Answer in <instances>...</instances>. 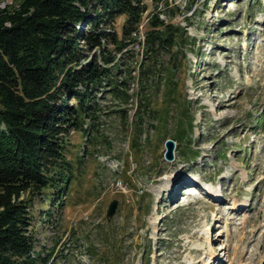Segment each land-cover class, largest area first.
<instances>
[{
	"label": "rangeland",
	"instance_id": "1",
	"mask_svg": "<svg viewBox=\"0 0 264 264\" xmlns=\"http://www.w3.org/2000/svg\"><path fill=\"white\" fill-rule=\"evenodd\" d=\"M155 1L118 51L132 97L103 86L100 129L67 135L64 199L33 200L35 248L53 251L52 264H263L264 0ZM157 10L185 25L187 43L147 50Z\"/></svg>",
	"mask_w": 264,
	"mask_h": 264
},
{
	"label": "trees",
	"instance_id": "2",
	"mask_svg": "<svg viewBox=\"0 0 264 264\" xmlns=\"http://www.w3.org/2000/svg\"><path fill=\"white\" fill-rule=\"evenodd\" d=\"M161 1L169 0H156V7ZM148 6L146 0H22L19 10L0 13V264H52L53 251L35 248L33 200L64 199L75 176L67 135L83 129L91 138L100 129L103 86L130 100L134 75L121 74L118 51L137 39ZM122 14L119 34L115 21ZM160 14L148 16L147 50L187 43L185 25Z\"/></svg>",
	"mask_w": 264,
	"mask_h": 264
},
{
	"label": "water",
	"instance_id": "3",
	"mask_svg": "<svg viewBox=\"0 0 264 264\" xmlns=\"http://www.w3.org/2000/svg\"><path fill=\"white\" fill-rule=\"evenodd\" d=\"M165 156L166 158L172 160L175 157V139L173 138H166L165 140ZM120 204L119 199H115L113 198L111 200V202L109 203L108 209H107V215L108 216H113V214H115V212L117 211L118 205ZM264 264V260L262 262Z\"/></svg>",
	"mask_w": 264,
	"mask_h": 264
},
{
	"label": "built area",
	"instance_id": "4",
	"mask_svg": "<svg viewBox=\"0 0 264 264\" xmlns=\"http://www.w3.org/2000/svg\"><path fill=\"white\" fill-rule=\"evenodd\" d=\"M16 0H0V12L3 13L5 11H7L8 8H10V6L13 5V2H15ZM8 24H10V22H8ZM121 185V183H119V186Z\"/></svg>",
	"mask_w": 264,
	"mask_h": 264
},
{
	"label": "bare ground",
	"instance_id": "5",
	"mask_svg": "<svg viewBox=\"0 0 264 264\" xmlns=\"http://www.w3.org/2000/svg\"><path fill=\"white\" fill-rule=\"evenodd\" d=\"M210 193V192H209Z\"/></svg>",
	"mask_w": 264,
	"mask_h": 264
}]
</instances>
